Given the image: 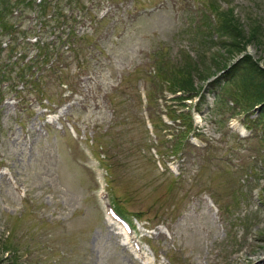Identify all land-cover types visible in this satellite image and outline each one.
Masks as SVG:
<instances>
[{
  "label": "rangeland",
  "instance_id": "rangeland-1",
  "mask_svg": "<svg viewBox=\"0 0 264 264\" xmlns=\"http://www.w3.org/2000/svg\"><path fill=\"white\" fill-rule=\"evenodd\" d=\"M31 2L10 0L20 15L0 29L11 39L0 49V264H264V110L250 78L260 79L245 65L231 72L244 53L264 68V0H54L58 21ZM73 11L81 22L65 51L51 37ZM222 17L250 40L245 51L230 53ZM55 54L72 61L61 81ZM191 60L199 94L176 106L196 131L172 155L163 122H173L150 98L159 73ZM24 68L43 93L19 79ZM101 192L150 263L123 243Z\"/></svg>",
  "mask_w": 264,
  "mask_h": 264
},
{
  "label": "trees",
  "instance_id": "trees-1",
  "mask_svg": "<svg viewBox=\"0 0 264 264\" xmlns=\"http://www.w3.org/2000/svg\"><path fill=\"white\" fill-rule=\"evenodd\" d=\"M9 1L10 0H0V29L3 32H6L7 28H8V25H7V22L5 21V19H7L8 17L20 15L19 9H14L12 7V5L9 3ZM51 1H54V0H40V2L37 4H38V6L42 5V10L40 9L42 14H44V15L48 14L47 15L48 19L55 20L56 17H58V16L60 17V13H61L62 8L58 7L57 10H53L52 12H48V9L51 7V6L49 7L48 3H51ZM20 2H22V0H18L19 4H20ZM26 4L31 5L32 4L31 0H26ZM15 10L18 11L17 15H13ZM21 11L23 12V9L20 10V13H21ZM215 14H216L217 19H219L222 16L221 13L215 12ZM64 17L66 18V22L64 21V24H61L60 26H58V27H61V29L57 31L55 29V27H57V26L54 27L55 33H54V31L52 32L53 36L51 37V42H57L59 40L62 43V45L63 44L65 45V51H66V50L72 49L73 47L71 46V43L69 41H64V35L63 34L65 32H67L69 34V33H71V31L73 33L76 29V26L81 22V20H77V15H75L74 11L70 12L68 14H65ZM103 17L104 16H102L101 19ZM58 18L56 19V21H58ZM69 21L72 22V24L69 23L70 26L67 27L65 25V23H67ZM12 27L13 26L11 24V28ZM219 28H221L222 31L224 30L223 34H224L226 39H229V38L231 39L230 45H231V49L232 48L233 49L232 50L230 49V53L235 54L238 51H239V53L245 51L246 45L248 44V42H250V40H248L247 42H244V38L241 40L240 36L237 35L236 33H234V31L236 29H234L232 26H228V25L226 26V22H225L223 17H222V21L220 20L219 26L216 28V30ZM220 37H222V36H220ZM225 38H223L222 40H221V38L219 39L221 44L224 43V41H227ZM252 38H254V36H252ZM240 44H242V45H240ZM47 56H48V52L46 51L43 54V58L45 59ZM53 57H55V58H54V60H51L52 66L50 65L49 69H52L53 73H55V75H57L59 80L61 81L62 72H59V69L68 66L67 64H70L72 61L61 60V62H57L61 59V57H62L61 54L60 55L55 54V56H53ZM202 61H201L202 63L205 62V60H202ZM244 65H245V67L247 66L246 68L249 70L250 75L253 76V73H254V75L259 76L260 80L258 82H256L253 78H250V80L252 82H255V85L257 86V93L255 95V101H254L252 107H254L256 105H260L263 103L261 105V111H262V110H264V68L261 67L258 64V62L252 61L250 56L247 55L246 53H244L243 56L241 57V59L239 60V62L232 66L233 69L231 72L233 74H236V70H238V68H241L242 66L244 67ZM198 66H199V63L196 64V62H194L193 60L188 61L187 64H184L180 67L176 66L177 68L173 67L172 65L168 66V72H166V73L169 74V77H162L163 75H161L160 73L157 75L158 76L157 79H159V83H158L159 89L157 88L158 89L157 95L152 97L153 99L150 98V102H152L153 104L155 102L158 106H160L159 99H161V105L163 106L162 108H163V111L165 112V115L167 116V118L170 121L173 122V124H167L166 122H163L164 130H165L166 135H167V137L165 139L170 142L171 150L169 153L173 154V155H177L178 153H181L183 151L184 144L186 143L189 134H191V133L193 134L196 131V126H194V124H193V119H192V114L190 113V109L189 108L179 109L176 106V104L178 102H181L184 104V106H187L186 100L191 99L195 95L199 94V92L196 91L197 88L195 86H193V82H192L193 81L192 78L194 76L193 72H195L197 70ZM28 67H30V66H28ZM22 72L25 73V68L22 69V71H20L19 76H18L19 79L25 80L24 82L27 81L26 83L33 84V87L36 88V91L43 93L42 88H39L36 85V82H39V80L35 79L36 80L35 81L34 78L29 79V78L25 77V75H23ZM154 72L158 73L157 68ZM159 72H160V70H159ZM210 74L211 73L209 72L207 75H205V77L209 78ZM160 76H161V78H160ZM229 76L232 77V75H229ZM225 77H227V76H225ZM218 81H219L218 79H214V82H211V86H213V87L217 86L216 83ZM235 81L237 84H240L241 82L245 83L244 81H246V79H244V80L241 79V82H240V79L239 80L236 79ZM208 84L210 85V82ZM237 86L239 87V85H237ZM74 87H76V86H74ZM70 88L73 89L74 91L77 90V89L75 90L71 85H70ZM164 90H166L169 93H173L174 95L173 96H166L163 93ZM177 92H179V93L177 94ZM203 93L200 94V96H199V103L197 104V106L195 108L196 110L197 109L200 110L201 108H199V104L204 103L203 100L205 101V94L203 95ZM168 100H171L172 103H168ZM179 123H181V125H183V126H179ZM182 154H183V152H182ZM117 209H119V208H117Z\"/></svg>",
  "mask_w": 264,
  "mask_h": 264
},
{
  "label": "bare ground",
  "instance_id": "bare-ground-1",
  "mask_svg": "<svg viewBox=\"0 0 264 264\" xmlns=\"http://www.w3.org/2000/svg\"><path fill=\"white\" fill-rule=\"evenodd\" d=\"M149 258H150V257L147 255V256L145 257V260H149Z\"/></svg>",
  "mask_w": 264,
  "mask_h": 264
}]
</instances>
